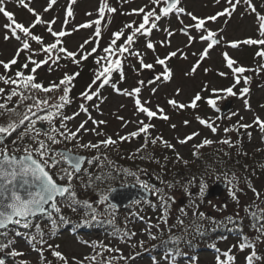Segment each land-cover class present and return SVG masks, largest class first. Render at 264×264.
Listing matches in <instances>:
<instances>
[{
  "label": "snow or ice",
  "instance_id": "6c2138e0",
  "mask_svg": "<svg viewBox=\"0 0 264 264\" xmlns=\"http://www.w3.org/2000/svg\"><path fill=\"white\" fill-rule=\"evenodd\" d=\"M32 0H16L18 6L26 9L33 17L34 20L29 22L26 26L25 23L17 21L15 14L12 11L7 10L8 0H0V14H2L9 23L5 24L4 27L7 29V32L4 36L5 40L10 38H15L19 42V47L17 48L13 58L7 62L0 60V66L5 70L4 74H0V82L4 85L10 86V90L6 92L4 87H0V97H3L4 102L0 103V115L5 113H16V107L20 104H23L25 101L32 100L31 104H27L26 111L20 117L19 120H10L6 125H0V252L9 247L12 248L11 251L7 252V256L16 258L23 257L24 252L18 251L13 247L16 243V238H23L34 251H36L40 257L41 264H52L51 260H47L44 256L46 250H50L51 256L54 257L57 261H62L63 264H84L83 260H76L74 257L70 261L61 251H59V245H52L48 243L46 237L51 238L57 234L60 225L70 223L68 219L62 214V208L60 206V201H63V206L70 208L73 212L77 210V206H82L85 209V214L91 217V222H99V217L103 215L97 211L93 204L89 201H80L77 199V193L74 189L72 181L74 179H80L82 186L85 188L92 187L94 182L96 183H105L110 179L115 177L112 174H99L93 177L89 169L84 168L83 165L87 161L88 165H92L95 161H100V155L94 156L91 159H87L81 155H75L70 149L66 150H57L53 149L52 145L61 144L64 141L72 142L76 141V147L84 150H96L100 151L101 148H109L110 146H116L120 142L130 140L131 138L141 136L143 134L144 143L136 150L135 156L137 153H144L147 151L149 145L155 147L157 144H160L163 148L171 150L174 153L175 163H182L187 167L190 163L189 160L184 159L180 153L176 150V145L170 142L169 140L164 139L162 135L153 136L151 130L155 128V125L151 123L153 118L162 119L168 121L170 117L165 114L163 108L156 106V110H152L147 105L150 101H143L140 98L141 87L146 83L144 80H139L138 84L140 86L134 87L131 90L129 89H120L117 86V82L113 81V74L118 73L119 80L123 81L125 79L124 73V59L125 54L129 56H135L140 64L141 69H154L155 65H160L162 71L157 73L154 76V80L148 81V83H153L155 81L167 82L170 81L173 77V70L168 66L167 61L172 58H180L187 60L188 54L185 53L182 49L176 51H171L164 58L157 57L155 60V65L153 63H145L143 54L139 51H133L132 45L136 42V39L139 35L149 36L153 29H158V22L162 18L169 17L170 14H186L190 17L192 23L183 24L181 20L180 23L183 27L180 29V32L187 37V44L185 47H191V45L197 41L206 43V47L199 53V57L196 62L191 66L190 70L185 73L186 76H191L195 74L197 69L201 66V62L209 56V51L220 44L223 36L221 33L223 29L212 30L207 27L209 21L215 22L219 17L231 18L233 13L237 11L238 6L241 4L246 6V11L251 13H256V21L258 24V39L256 38H246L242 41H231L228 42L230 47L238 48L240 45H259L264 46V15L257 12V6L253 3V0H225L226 7L222 11L217 12L215 15L208 16L205 18H200L194 15L191 12H185L183 7H180L181 0H149V7L145 5L139 9H133L130 13H124L127 15H142L141 22L136 25L135 21L125 24L124 28L114 32L112 34L113 38L107 47L103 48L104 55L98 56L95 60L97 68L94 72V78L88 88L81 93V97L85 101H92L94 98L99 99L103 102V97L101 96L100 90L105 86H110L114 91L120 93L124 96L133 97L134 104L137 112L143 114L146 117L148 122L145 120L136 121L138 127L135 131L127 133L124 136H118V139H113L112 136H107L105 139L99 140L97 142L88 141L87 143H80L81 133L92 132L97 136L104 135L103 132L98 131L100 125L106 124L104 120H95L91 117L88 107L85 103H81L79 108L80 111L88 114V120H85L79 124L75 131L68 128L67 121L75 119L80 113L76 112L72 115H65L64 108L67 104L71 103L70 92L74 87L73 81L79 76V72L68 74L65 73L63 78L59 82H50L48 86H45L43 83L37 82L36 72L42 65H47L50 62L53 64H58L61 59L71 60L75 64H80L81 60H85L88 56H91L93 53L97 52L99 46V40L95 41L96 47H93L90 52L84 51V45H80V51H71L69 50L64 41L61 39L70 35L71 33L61 29L60 31H54L53 25L55 20H44L42 18V13L37 12L33 7H31ZM128 0H121V3H127ZM217 3L220 0H216ZM57 3V0H49L47 6L43 9V12H48L53 5ZM76 3V0H70L69 7L66 11L65 24L67 23V18L73 16V10L71 4ZM147 9V10H146ZM158 9V11H157ZM116 8L111 7L106 0H100L98 7V18L95 20L83 23L74 28L73 31H77L79 28H91L95 25V37L101 36V23L105 19V13H115ZM92 15V13H88ZM37 25H46V31L54 38V42L45 43L44 38L41 35L35 34L32 30ZM131 29V32L125 37V30ZM167 33V37H171L174 33L169 29H163ZM189 30H193L198 34L194 36ZM122 37L124 38L122 40ZM35 42L40 46L39 51L32 48L31 42ZM118 41L120 43H118ZM90 41L86 40L84 43L87 44ZM171 43L170 39H165L160 42L161 46H169ZM146 48L155 52L156 44L151 40H148L146 43ZM27 52L28 55L25 58V62L19 66L15 71L14 76L8 75L7 73L11 70L12 66L17 65L18 59L21 53ZM43 53L45 58L42 60H36L33 57ZM193 56H196L197 53L193 52ZM224 59L227 62V67L231 69L234 76V83L232 86L226 89H211V94L216 98H204L200 93H197L194 98L191 100L190 104H184L176 99H170L168 104L171 105L173 109L181 110L186 108L195 109L198 104V101L205 99V102L215 111L219 112L220 109L217 105V101L224 99L226 97H235L239 96L243 98L244 105L246 109H250V103L247 98H245L250 93V88L248 85L251 82V77L244 75L248 71H253V69H248L244 66H239L238 62L233 58L229 57L227 52L224 54ZM258 57L264 58V47L262 50L256 53ZM79 56V59L77 57ZM29 64L33 65L30 71L26 74L24 70L29 69ZM264 68V65L260 66ZM208 69H205L207 72ZM259 73L260 69H255ZM219 75L224 76L225 73H219ZM243 82V87H240L238 91H234L237 85H240ZM156 89L153 88L152 92L155 93ZM180 89H176V95L180 94ZM201 91H208L207 85L202 88ZM43 92L48 93H57L60 92L59 96H45L43 99L35 96L34 93ZM17 97L18 100L15 102L16 106L9 107V103L13 102V98ZM98 109L99 105H95ZM43 112V115L39 113ZM20 115L19 113H16ZM238 113H231L228 117L231 119V116H235ZM119 120L124 121V117H117ZM59 120V127H56V121ZM198 122L209 128L212 133H216L219 127L218 124H215V121L212 118H201L196 117ZM221 119V117H217ZM91 120V123L95 126L93 128H86L85 125L88 121ZM243 117H240V120L231 127H225L223 131L228 132H239L240 129H251L253 126L258 127L261 133H264V119H261L260 116H255L252 123H241ZM27 122V124L25 123ZM41 124L46 123L49 127L45 130L43 128H37V123ZM129 121H125L123 126H126ZM190 122L185 120L184 125L187 126ZM23 126V131H18V129ZM173 129L176 128L175 124H172ZM16 134L17 139L12 141L14 145L13 149L10 151L7 147V144L4 143L7 137ZM43 135L44 139H41ZM199 132H193L186 135L184 138H176V143L179 145H186L192 141L195 137L199 136ZM249 139L252 136L251 132H247ZM28 137L32 140L31 144L24 145L21 147H15L18 142H23L24 139ZM59 137V139L57 138ZM264 139V137H262ZM215 143L222 145H227L229 148H235L238 155H247L246 152L242 150V140L237 139L233 141L231 138H223L218 141L205 138L199 143L193 144L192 155L196 159L200 157V149L211 146ZM260 151V149H257ZM19 153V155H18ZM225 155L229 153L225 152ZM132 158V157H129ZM141 159H149L152 162H155L161 166L162 169H167V162L169 160L168 156H163L164 163H161V160L156 158L153 154H148L147 156L141 155ZM104 159L107 160V156H104ZM62 164H67V167H62ZM247 167V166H245ZM56 169V171H52ZM117 175L121 172L125 177L134 176L136 177V185L139 186L142 192L149 195H154L160 201V206L163 208L162 221L167 223V214L170 207V203L175 202V197L170 195L165 191V188L171 190L174 188L182 187L184 193L189 197V204L194 209L192 212L193 217H197L200 220H209L216 223L215 218L206 216L204 212L199 211V204L197 200L203 201L207 194L208 184L203 177L200 178L198 182V192H192L190 189L196 186V178L192 177L185 181L180 179H174L172 181L163 180L160 177V183L165 187H157L154 184H150L148 181L141 180L137 172H133L130 169H119L114 170ZM143 171V170H141ZM87 175L88 180L84 182L82 177ZM223 176L227 182L229 195L231 198L239 202L237 192L242 191L239 189V178L233 173L229 178L227 172L223 173ZM217 180L220 179V176L216 177ZM58 181H66V183H59ZM248 187L255 193L257 200L261 198V193L256 190L255 187L251 184L250 181L247 182ZM136 185H132L135 187ZM121 187H128V185L121 184ZM117 189L109 186L106 190H101L99 192V200L97 201L100 205H106L105 212L114 210L117 205L112 203L111 196ZM60 198V200H58ZM139 202V201H134ZM226 207V205H225ZM257 211H249L246 209L248 214L252 217L254 222L252 227L256 232L259 233L255 237V241L261 240L264 237V209H259V206H256ZM181 213L187 215V212L184 208L180 209ZM39 216L47 217L49 227L47 231L41 227L39 223H35V220ZM113 223L114 221H108ZM180 224H183V220L179 221ZM227 222L229 224L235 225L237 230L240 233L241 239L238 245L239 251H245L250 249L249 254L246 256V264H256L258 261H264V256H261L256 251L255 241L243 235V229L240 221L234 219L233 217H228ZM83 223H89V221H84ZM151 227V226H149ZM197 233L202 234V228L197 226ZM11 233V236L9 235ZM150 239H157L149 231ZM135 232L125 233V236L130 239L132 236H135ZM124 237H121L123 239ZM182 240V237L170 236L169 242L174 244H179ZM39 245V247H37ZM46 245V248H45ZM144 241L139 242V247L143 248ZM109 252H118L119 249L107 248V246L101 245ZM137 245H132L135 248ZM155 247V246H154ZM212 247L216 251V264H234L236 259L235 255L232 252V248H229L227 251H221L216 247L215 244ZM233 247H237L234 245ZM136 255H139L137 253ZM173 257L180 255L179 250L169 253ZM223 257V259L221 258ZM85 260L95 261L96 256L85 257ZM119 259L122 260H131L135 259L134 256L125 257L121 255ZM0 264H6L5 258H0ZM18 264H30V261L25 259H20ZM195 264V261H193Z\"/></svg>",
  "mask_w": 264,
  "mask_h": 264
},
{
  "label": "rangeland",
  "instance_id": "374dc122",
  "mask_svg": "<svg viewBox=\"0 0 264 264\" xmlns=\"http://www.w3.org/2000/svg\"><path fill=\"white\" fill-rule=\"evenodd\" d=\"M27 2V0H26ZM49 0H32L31 7H33L37 12L42 13V18L44 20H55L53 25L54 31H60L61 29L70 32L71 34L61 38L64 41L65 46L71 51H80V45H84V51L90 52L93 47H96L95 41L99 40V46L97 52L93 53L91 56H88L87 59L81 60V67L79 64L73 63L68 59H61L58 64L49 63L47 65H42L36 72L37 82L44 83L45 86H48L50 82H59L63 78L65 73L73 74L79 72V76L73 81L74 87L72 88V98L76 99L72 108L65 113V115H72L73 113L79 112L80 114L71 121H67L68 128L75 131L79 124L85 120H88V114L80 111V104L85 103L88 107L91 117L97 121L104 120L106 124L100 125L97 129L104 133L102 136H97L92 132L81 133L80 143H87L88 141L97 142L99 140L105 139L107 136H112L113 139H118V136H124L127 133L135 131L138 127L136 121L146 120V117L137 112L134 104V98L124 96L120 93H117L110 86H105L100 90L101 96L104 98L103 102L99 99L94 98L92 101H85L81 97L88 86L91 84L94 78V72L98 67L95 63V60L98 56L104 55L103 48L107 47L113 38L112 34L122 28L125 24L131 23L132 21L136 22L138 25L142 20V15H127L124 13H130L133 9H139L150 5L149 0H128L127 3H121V0H106V2L111 6L117 9L115 13H105V19L101 23V36L95 37V25L91 28H79L77 31H73L74 28H78L79 25L87 23L89 21L95 20L98 18V7L100 0H76V3L71 4L73 10V16L67 18V23L65 24L66 11L69 7L70 0H57V3L49 9L48 12H43V9L47 6ZM182 5L185 9V12H191L194 15L205 18L208 16L215 15L217 12L223 10L226 7L225 0H220L219 3L216 0H182ZM253 3L257 6V12L264 15V0H253ZM7 10L12 11L15 14L17 21L23 22L26 26L29 22L34 20V17L23 7L17 5L16 0H8L6 5ZM147 10V9H146ZM158 11V9H157ZM92 13V15H88ZM183 21V24L192 23L190 17L186 14H170L169 17L162 18L158 22V29H153L149 36L139 35L136 39V42L132 45L133 51H139L143 54L145 63H153L155 65V60L157 57L164 58L171 51H176L182 49L185 53L188 54V59L172 58L167 61L168 66L173 70V77L170 81L162 82L155 81L153 83H148V81L154 80V76L162 71L160 65H155L154 69H141L138 59L135 56H129L125 54L124 59V73L125 79L123 81L119 80V75L116 73L114 81L117 82V86L120 89H129L131 90L134 87L140 86L138 84L139 80H144L146 83L141 87L140 98L143 101L147 100L150 103L147 105L152 110H156L158 105L160 108H163L165 114H167L170 119L164 121L162 119L153 118L151 123L155 125V128L151 130L152 135H162L164 139L169 140L176 145V150L180 155L193 163L197 162L195 157H193V144L199 143L205 138L212 139L214 141L221 140L223 138H231L233 141L238 138L237 132H228L225 133L223 129L225 127H231L236 124L240 117H243L241 123H252L255 116H260L261 119H264V68H261V65H264V58L258 57L256 53L262 50V47L259 45H240L238 48L230 47L228 42L231 41H242L246 38H260L258 34V24L256 21V13H251L246 11V6L241 4L238 6L236 12L233 13L232 17H219L217 21H209L207 27L212 30L219 31L223 29L221 35L223 39L220 44L214 46L213 49L209 51V56L201 62V66L197 69L195 74L191 76H186L185 73L188 72L191 66L196 62L199 57V53L207 46L206 43L200 42L198 39L194 42L191 47H185L187 44V37L180 32V29L183 25L180 21ZM9 23V21L0 14V60L5 62L11 60L15 55L17 48L20 46L19 42L15 38H10L8 40L4 39V36L7 32L4 25ZM46 25H37L32 31L35 34L41 35L44 38V42L51 43L54 42V38L46 31ZM171 30L174 35L167 37V33L163 29ZM192 35L197 36L198 34L189 30ZM131 32V29L125 30V37ZM170 39L171 43L169 46H161L160 42L165 39ZM124 38L122 37V40ZM88 40L89 43L85 44L84 42ZM148 40H151L156 44V50L153 52L146 48V43ZM118 43H120L118 41ZM32 48L39 51L40 46L37 45L34 41L31 42ZM196 52L197 55L193 56L192 53ZM227 52L228 56L233 58L238 62L239 66H244L248 69H253V71H248L244 75L251 77V82L248 85L250 88V93L245 97L249 100L250 109H246L244 105L243 98L239 96L235 97H226L217 101V105L220 109L219 112L212 109L206 102L205 99L198 101V106L195 109L186 108V109H173L171 105L168 104L170 99H176L177 101L190 104L191 100L197 93H200L204 98H213L216 97L211 94V89H226L234 83V76L227 67V62L224 59V53ZM28 55L27 52L21 53L17 65L12 66L11 70L7 73L8 75H13L15 71L19 68L21 64L25 62V58ZM36 60H42L45 58V55L41 53L40 55L33 57ZM79 59V56L77 57ZM33 65L29 64V69L24 70L27 74ZM84 67V71L88 68L91 72V77L87 74L80 72ZM80 68V69H79ZM205 69H208L205 72ZM255 69H260L259 73ZM79 70V71H78ZM5 70L0 66V74H4ZM219 73H225L224 76L219 75ZM115 73L113 74V76ZM127 78V79H126ZM207 85L208 91H201L204 86ZM243 82L240 85H237L234 91H238L240 87H243ZM0 87H4L6 92L10 90V86L4 85L0 82ZM155 88V93L152 92V89ZM179 88L180 94L176 95V89ZM59 95L61 93L59 92ZM17 97L13 98V101H17ZM232 101L230 111L221 117V111L225 107V104L228 101ZM99 105L97 109L95 105ZM238 113L235 116H231V119L228 117L231 113ZM124 117V121L119 120L117 117ZM201 118H212L215 121V124H218L219 127L217 132L214 134L211 130L203 125H201L196 117ZM221 117V119H217ZM187 120L190 123L185 126L184 121ZM125 121H129L126 126L124 125ZM40 123V122H38ZM37 123V124H38ZM46 124V123H44ZM172 124L176 125V128L171 127ZM47 125V124H46ZM48 126V125H47ZM49 127V126H48ZM56 127H59V120L56 121ZM86 128L95 127L91 120L85 125ZM245 130V129H244ZM253 136L248 139L249 149L257 151V149L263 148L264 145V133H261L258 127L253 126L249 129ZM193 132H199L200 135L195 137L192 141L186 145H179L176 143V138H184L186 135ZM140 139L137 137L131 138L130 140L120 142L116 146V150H121L128 155L136 153V150L144 143L143 134ZM59 139V137H57ZM7 147L10 148V151L13 149L14 145L12 140L6 141ZM219 143H215L217 145ZM73 148H76V141L73 140L70 142ZM15 145V147H17ZM53 149L59 150L68 149L65 142L61 144L52 145ZM107 148V149H109ZM159 151L165 152L161 147H156ZM71 150V149H70ZM84 150L78 148V151ZM101 152L105 148L100 149ZM75 152L74 150H71ZM171 151V150H170ZM80 153V152H76ZM173 153V152H167ZM19 154V153H18ZM140 153H137L135 156H138ZM171 156V155H170ZM253 166V165H252ZM92 165H87L86 168H90ZM136 172V171H133ZM241 173V174H240ZM240 173L235 175L239 178V189L236 194L238 196L239 202L234 201L229 195V190L227 188L225 194L221 198H216L212 200L199 201V211L204 212L210 217H229V215L235 213H243L246 209L250 210L255 208L260 199L257 200L255 193L248 187V181L251 182L253 187L256 188L258 192L261 193V197L264 194V161H258L254 164L253 167L243 170ZM139 178L141 180L146 179V170L137 171ZM211 180L207 182L208 188L211 184L216 181H224L225 178L220 177L217 180L216 176L210 177ZM209 178V179H210ZM136 183V177L130 176L127 178ZM208 179V180H209ZM128 183V184H130ZM192 192H198V182L196 186L190 189ZM165 191L170 195L175 197V202L170 203L167 214V223L162 221L163 208L160 206V201L154 196L153 200L149 203V206H145L146 202H137L132 205V210L129 213H125L122 217L117 212L118 210H110L105 212L106 205H100L97 203L99 197L90 199V203L93 204V207L97 209L98 212L103 213L99 218L106 219L109 217L111 220L120 225L118 231H104L100 224H95L92 228L91 226V217L85 214V209L82 206H77V210L73 212L70 208L63 206V201H60V206L62 211H66L68 214V221L70 223L64 224L65 228L61 231V225L59 227V232L56 234L55 238L46 237L48 243L52 245H59V251H61L66 257L71 261L74 257L76 260H83L84 264H111L110 261L114 259L120 261L122 264H216V251L208 250L197 253L195 256L188 255L186 257H179L174 259V257L169 255L167 258L163 259L164 255H158L156 258L152 256V253L143 252L144 247L157 242L159 237L168 235L173 231H180L187 222L192 220L193 208L189 204V197L184 193V191L172 189L169 190L165 188ZM226 205V207H225ZM151 206V207H150ZM184 208L187 212V215L181 213L180 209ZM139 217V218H137ZM89 223H84L88 221ZM142 220V221H141ZM180 220H183V224H180ZM78 221V223H76ZM78 225V226H77ZM151 226V227H149ZM41 227L47 231L49 224L46 221L41 223ZM79 227V228H78ZM127 233L135 232L136 235L128 239L125 236L124 229H127ZM73 229V230H72ZM124 231V232H123ZM149 231L157 237V239L149 238ZM121 237H124L121 239ZM144 241L143 248L139 247V242ZM101 245L107 246V248L119 249L118 252H109ZM132 245H137L135 248ZM235 242L233 239L219 243V249L221 251H227L229 248H232V252L235 255L236 262L239 264H246V256L239 251L238 247H233ZM16 250L22 251L25 253L23 257L12 258L7 256V252L11 251L12 248L9 247L5 252L0 254V258H3L5 254L8 259L6 264H18L20 259H25L30 261V264H41L40 257L36 251H34L28 244H26L23 238H16V243L13 246ZM39 247V245H37ZM259 247H261L259 249ZM264 247V240L256 243V251L259 255L262 252ZM46 248V245H45ZM245 253L250 252V249ZM139 253V255H136ZM116 255V257H113ZM123 255L125 257L134 256L135 259L131 260H122L119 257ZM242 255V256H241ZM44 256L47 260H51L52 264H62V261H57L54 257L51 256L50 250L44 252ZM96 256L95 261L85 260V257ZM107 258L102 262L99 261V257ZM262 256V255H261ZM223 259V257H221ZM110 260V261H109ZM115 260V261H116ZM99 262V263H98ZM237 264V263H236ZM256 264H263L262 261L256 262Z\"/></svg>",
  "mask_w": 264,
  "mask_h": 264
},
{
  "label": "trees",
  "instance_id": "16d2710c",
  "mask_svg": "<svg viewBox=\"0 0 264 264\" xmlns=\"http://www.w3.org/2000/svg\"><path fill=\"white\" fill-rule=\"evenodd\" d=\"M80 64H82V62H80ZM83 69L84 67L80 71V72H83L82 75L87 74L88 76L91 77V74H90L91 72L89 71V69L87 68L85 71ZM116 75L117 74L115 73V75L113 76V81ZM71 92H70V95L72 96ZM34 95L39 97L40 99H43L46 95L49 97L59 96V92L48 93V94H45L43 92H36L34 93ZM71 96H70L71 103L65 106L63 110L64 114L67 111H69L70 108H72L73 104L76 101V99L73 100ZM3 102H4L3 97H0V103H3ZM15 102L16 100L9 103V107L16 106ZM32 102H33L32 100H28V101H25L23 104H20L19 106L16 107V113H19L20 115H17L16 113H11V114L5 113L4 115H0V125H6L7 123H9L10 120H19L20 117L26 111L25 106L27 104H31ZM39 114L43 115L44 113L40 112ZM25 123L27 124V122ZM18 131H23V126H21V128L18 129ZM247 132H250V130L240 129V131L237 132L238 133L237 139L242 140V145H243L242 150L246 152L247 155H238L237 150L235 148H229L227 145L213 144L211 146L200 149V157L199 159H196L198 161L195 163H193L194 161L193 162L190 161L187 167H185L182 163L174 164L172 162L174 160V153H167V152H172V151L163 148L160 144H157L155 147L149 145L146 152L140 153L138 156H132V155L126 154L125 152L121 150H116L117 149L116 147L105 149L103 150V152H101V150L99 152H97L96 150H91V151L89 150L80 151L79 150L78 151V148L76 146H74L76 148H73L72 145H70V142H67V141H64V142L66 143L68 149L74 150L75 152L84 153L89 156V159L93 158L94 156L100 155L101 157L100 161H95L92 164L91 170L87 168L92 173L93 177L96 175L102 174V173L112 174L115 177L114 179H110L107 182L102 183V184L94 182L93 186L89 188L83 187L80 179H74L72 183L77 193V199L80 201H85V200L90 201V199L92 198L99 197V192L101 190H106L109 186L115 187L121 184H125V183L128 184L130 182H133V180L130 181L129 179H127V178H130V176L125 177L122 172L119 175H117L114 170H119V169H130L136 172L141 171V170H146L148 172H151L156 178L160 177L163 180H167V181H172L174 179H180L183 182L187 179H191L192 177H195L196 182H199L200 178L203 177L206 182H209L211 180L210 177L214 175L216 177L220 176L224 178L223 176L224 172H227L230 178L233 173L234 174L240 173L245 169L247 170L248 168L253 167L256 162L261 161V160L264 161V145H263V148L260 149V151H253L249 149V144L247 143L249 137L247 135ZM40 138L44 139L43 135H41ZM15 139H17V136L14 133L12 136L7 137L6 141H9V140L13 141ZM31 143H32V140L26 137L22 143L21 142L17 143L18 144L17 147L22 148L24 145L31 144ZM156 147H161L162 149L165 150V152L159 151L158 149H156ZM8 149L10 150V148ZM225 152L229 153V155H225L224 154ZM148 154H153L156 158L161 160V163H164L163 156L165 155L168 156L169 160L167 162V165H168L167 169L166 170L162 169L159 164L152 162L149 159L140 158L141 155L147 156ZM104 156H107V160L104 159ZM129 157H132V158H129ZM87 165L84 168H86ZM61 166L67 167V164H62ZM52 171H56V169H53ZM82 179L84 182H87L88 180L87 175H83ZM58 182L66 183V181H58ZM160 187L163 188L165 186L161 184ZM174 189L183 190L182 187H178ZM146 206H149V205L147 204ZM258 206H259V209H264V194L260 198V203H258ZM131 210L132 208L130 207V208L125 209V212L120 211L121 213L119 214L122 217L125 213H129ZM249 211H257V208L255 207L253 209H250ZM62 214L68 219V214L66 211H62ZM207 214L206 216H208ZM229 217H233L234 219H237L238 221L242 222L241 226L243 229V235L248 236L255 241V237L259 235V233L254 230L252 225L253 223H257V222H254L252 220V217L248 214L247 211L240 213V214L235 213V214L229 215ZM102 218H99V222L90 221L92 228L95 226V224H100L101 228L104 231H118L121 228L117 222H115L114 220H111L109 217H106V219H102ZM213 218H215L217 222L223 221V223L214 224L213 222L207 219L200 220L197 217H194L192 220L187 222L180 231H173L169 233L168 235L159 237L157 242L144 247L143 252L152 253L151 255L154 256L155 258L156 256L163 254L164 255L163 259H165L169 256V253L175 252V250L178 249L180 252V255L174 256V259H178L179 257L183 258L188 255L195 256L197 255V253L202 252V251L215 250L212 247L213 244H215L216 247L218 248L219 243H222V242H225L231 239L234 240L235 245L238 247L241 236H240V233L237 230H235L236 226L229 224L227 222L228 217H221V218L213 217ZM43 221L48 222L47 217L36 219L35 223H39L41 225ZM108 221H114V222L109 223ZM76 223H78V221ZM61 226L62 227L59 231L65 228L64 224H62ZM197 226H200L202 228V234L197 233L196 231ZM257 226H258V223H257ZM126 230H128V228L124 229L125 233H127ZM59 231H57V233ZM9 235L11 236V233ZM170 236L182 237V240L177 245V244L169 242ZM261 240H264V237H262ZM261 240H259L258 242H260ZM255 243H257V241H255ZM260 248L261 247H259V249ZM262 249L263 250L260 254L264 256V247ZM5 251L6 249H4L2 252H5ZM247 251L248 250L246 249L245 251L243 252L240 251V252H242L244 254L243 256H245V255H248V253H245ZM2 252H0V254ZM113 257H116V255H114ZM106 259L107 258H104L102 260V257L101 256L99 257V261L102 260V262ZM115 260L116 259H114L113 261H110V260L109 261L111 264H122L120 261L118 260L115 261ZM236 263L239 264V262H236ZM262 263L264 264V261H262Z\"/></svg>",
  "mask_w": 264,
  "mask_h": 264
},
{
  "label": "water",
  "instance_id": "95a60500",
  "mask_svg": "<svg viewBox=\"0 0 264 264\" xmlns=\"http://www.w3.org/2000/svg\"><path fill=\"white\" fill-rule=\"evenodd\" d=\"M231 104H232V101H228L226 103L225 108L221 112L222 117L230 111ZM39 127L45 130L47 129V127L41 123H39ZM60 150H65V149H60ZM73 154L81 155L87 158V156L82 155V154H76V153H73ZM149 183L154 184L155 186H158V182L155 179H153L151 176L149 177ZM132 185H136V184H130L128 185V187H121V186L115 187L117 191L112 194L111 200H112V203H115L117 205L116 207L117 209L128 207L129 205L134 203V201H143V200L151 201L152 200V195L142 192L138 185H136L135 187H133ZM226 189H227V184L225 182L218 181L214 183L208 189L207 194L205 196V200L222 197ZM40 217H43V216H39L37 218H40ZM3 258H5V260L8 259L7 256H3Z\"/></svg>",
  "mask_w": 264,
  "mask_h": 264
}]
</instances>
